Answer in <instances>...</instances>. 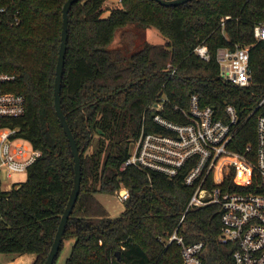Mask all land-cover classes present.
Masks as SVG:
<instances>
[{
	"label": "trees",
	"instance_id": "trees-1",
	"mask_svg": "<svg viewBox=\"0 0 264 264\" xmlns=\"http://www.w3.org/2000/svg\"><path fill=\"white\" fill-rule=\"evenodd\" d=\"M64 1L0 0L18 15L16 24H0V72L14 76L4 88L24 98L23 115L0 125L17 127V135L40 151L22 182L0 189V252L34 253L30 264L42 263L71 188V155L52 106ZM104 2L77 0L67 11L59 100L80 151V181L62 235L72 238L63 264H182L179 245L159 238L177 226L190 189L180 176L147 177L118 167L142 112L160 97L166 100L160 115L176 122H184L179 109L191 94L221 119L224 106L231 105L236 121L228 147L241 152L253 144L255 117L264 115V102L255 108L264 94V40L253 37V27L264 25V0L177 6L110 0L106 8ZM149 29L163 42L143 39ZM199 43L207 48L206 61L192 52ZM235 47L247 48V87L218 77L217 50ZM143 120L146 129L157 130L148 113ZM120 185L128 198L111 217L94 195H110ZM219 226L218 206L209 204L188 210L176 234L185 243L203 240L201 264H233L234 246L217 240Z\"/></svg>",
	"mask_w": 264,
	"mask_h": 264
},
{
	"label": "built area",
	"instance_id": "built-area-1",
	"mask_svg": "<svg viewBox=\"0 0 264 264\" xmlns=\"http://www.w3.org/2000/svg\"><path fill=\"white\" fill-rule=\"evenodd\" d=\"M17 16L16 10L0 6V24H16ZM253 37L264 40V25L253 27ZM192 52L203 61L208 59L207 48L202 43ZM215 58L218 77L223 83L236 87L250 85L246 47L218 49ZM13 80V75L0 72V122L20 117L24 112L23 96L4 88ZM165 101L160 97L142 112L137 134L129 142L127 155L118 167L119 171L133 168L147 177L151 172L166 179L180 176L181 184L190 189L177 226L159 240L179 245L182 264H201L203 240L185 243L176 230L188 210L214 204L219 210L217 240L233 244V264H264V115L255 117L253 144L248 143L241 152H236L228 147L236 121L231 105L224 106V119H221L214 116L210 106L199 105L197 95L191 94L186 108L179 109L184 122H176L160 115ZM263 102L264 94L255 108ZM146 113L157 130L146 129L143 120ZM17 131V127L0 125V170L6 178L15 173L25 174L40 155ZM14 183L17 182L6 183V190ZM113 196L117 202L124 203L128 191L120 185Z\"/></svg>",
	"mask_w": 264,
	"mask_h": 264
},
{
	"label": "water",
	"instance_id": "water-1",
	"mask_svg": "<svg viewBox=\"0 0 264 264\" xmlns=\"http://www.w3.org/2000/svg\"><path fill=\"white\" fill-rule=\"evenodd\" d=\"M76 1L77 0H65L61 5L59 41H58V47H57V52H56L54 76H53V82H52V106H53L57 121L68 143L71 160H72L71 188L68 193V197L64 205V208L59 217L56 230L52 237V241L50 243L48 251L41 264H52L56 256L57 250H58L59 242L63 235V231L66 225L68 215L71 212L72 206L74 204V201L76 199L78 189H79V181H80L79 154H80V151L76 147L73 137L65 122V119L63 117V114L60 108V100H59L60 78H61L63 58H64L65 46H66L67 11L69 7ZM153 1H155L157 4L162 5V6H177V5L183 4L190 0H153ZM14 187H16V184L14 185Z\"/></svg>",
	"mask_w": 264,
	"mask_h": 264
},
{
	"label": "rangeland",
	"instance_id": "rangeland-1",
	"mask_svg": "<svg viewBox=\"0 0 264 264\" xmlns=\"http://www.w3.org/2000/svg\"><path fill=\"white\" fill-rule=\"evenodd\" d=\"M116 4V0H112ZM118 3V2H117ZM112 5L110 0H105L103 7H109ZM143 39L152 43H162L163 38L153 29L143 32ZM141 41V40H140ZM25 178L24 173L11 174L9 178L4 177V171L0 170V189H6V183L9 182H22ZM95 198L107 209L109 216H117L122 210V203L116 201L113 196V192L110 195L96 193ZM72 243V238L64 237L61 239V243L58 247L56 256L52 264H63L65 257L68 255L70 245ZM31 252H0V264H30L32 260L27 262L23 261L20 256H31Z\"/></svg>",
	"mask_w": 264,
	"mask_h": 264
},
{
	"label": "crops",
	"instance_id": "crops-1",
	"mask_svg": "<svg viewBox=\"0 0 264 264\" xmlns=\"http://www.w3.org/2000/svg\"><path fill=\"white\" fill-rule=\"evenodd\" d=\"M105 14V13H104ZM6 190V189H5ZM21 258H22V260L23 261H25V262H27V261H29V260H34V257H35V255H34V253L31 255V256H20ZM31 261V262H32Z\"/></svg>",
	"mask_w": 264,
	"mask_h": 264
}]
</instances>
